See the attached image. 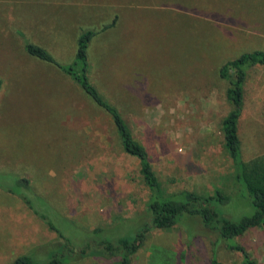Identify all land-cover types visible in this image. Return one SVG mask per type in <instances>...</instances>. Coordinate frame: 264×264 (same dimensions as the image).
I'll list each match as a JSON object with an SVG mask.
<instances>
[{
    "label": "rangeland",
    "instance_id": "obj_1",
    "mask_svg": "<svg viewBox=\"0 0 264 264\" xmlns=\"http://www.w3.org/2000/svg\"><path fill=\"white\" fill-rule=\"evenodd\" d=\"M38 1L0 0V44L11 31L59 60L75 44L72 6ZM134 2L142 5L125 9L137 20L124 30V78L99 91L147 148L161 198H217L220 190L229 197L213 201L221 218L238 223L253 216L225 148L222 123L232 106L219 71L243 53L264 51V0ZM7 56L0 55V68L15 71ZM0 82V264L21 255L42 263L53 253L64 264H117L102 244L132 239L147 225L151 194L139 162L122 152L111 118L76 91L78 132L70 97L41 73L21 75L7 89ZM239 135L244 161L264 155V66L248 71ZM237 246L264 264V228L224 238L200 217L184 215L169 230L151 231L132 263L211 264L217 257L242 264Z\"/></svg>",
    "mask_w": 264,
    "mask_h": 264
},
{
    "label": "trees",
    "instance_id": "obj_2",
    "mask_svg": "<svg viewBox=\"0 0 264 264\" xmlns=\"http://www.w3.org/2000/svg\"><path fill=\"white\" fill-rule=\"evenodd\" d=\"M115 23L116 19L109 26H105L102 31L114 27ZM99 33L96 30L89 29L80 35L76 57L69 65L58 63L47 50L36 44L26 42L25 48L29 55L57 66L68 75L81 88L87 98L111 118L124 155L134 158L139 162L140 173L151 194L148 204L149 222L132 239L121 238L116 243L107 242L102 244L108 256L117 259V264H133V257L142 248L151 231L169 230L175 227L178 220L184 215L200 217L205 228L219 232L224 238L241 237L249 230L264 228V155L244 161L242 158V141L239 135V121L244 110L247 74L253 67L264 66V51L257 50L243 53L238 58L223 64L219 71L220 77L229 84L226 95L232 106L230 113L224 118L222 123L225 148L236 167L235 178L237 184L246 189L256 209L253 216L245 217L240 222L234 223L221 218L213 207V201L217 200L221 203L229 201V197L220 190L216 192L217 198H206L195 193H188L186 195L187 202L163 199L158 195L161 191V184L147 148L134 137L121 111L106 99L90 79L89 48L93 39ZM23 182L26 181L23 180ZM19 197L34 211L35 215L42 221H46L44 217L31 207L30 202L24 195H20ZM47 224L53 231H56L51 224L48 222ZM59 237L64 239L61 235ZM237 247L245 258L242 264H257L243 246ZM86 253V249L79 252L81 257ZM10 264L64 263L60 253H53L46 262L40 263L30 255H21ZM211 264L222 263L217 257H213Z\"/></svg>",
    "mask_w": 264,
    "mask_h": 264
},
{
    "label": "crops",
    "instance_id": "obj_3",
    "mask_svg": "<svg viewBox=\"0 0 264 264\" xmlns=\"http://www.w3.org/2000/svg\"><path fill=\"white\" fill-rule=\"evenodd\" d=\"M43 1L39 0L36 3L42 4ZM134 1L56 0L58 5L72 6L70 15L72 16L73 33L71 36L75 42L71 49L61 50V58L56 61L63 65L71 64L77 54L78 39L81 32L89 29L96 30L100 33L93 39L89 48L90 79L92 83L100 90L104 84H113L117 78L123 79L125 50L122 43L125 40L124 30L127 31L129 28L131 32L137 20L134 19V15H130L129 11L125 13V9H128V6L137 7L142 5ZM21 3L22 1L17 2L20 5ZM144 6H148V4H144ZM114 19H116L115 26L102 31L105 26L112 24ZM9 32L5 31V41L0 44V55L4 57L5 55H9L6 60L12 62V68L15 71L0 68V77L4 84L3 88H9L10 83L16 82L21 75L41 73L54 84L57 90L70 97L73 109L78 113L75 126L77 127L76 131L79 132L80 109L75 93L81 90V88L57 66L29 55L24 41L11 31ZM25 33L28 35V30H25ZM6 65L5 61H1V66L4 67ZM21 71L23 72L21 73ZM3 94L4 92H2L0 97L4 98Z\"/></svg>",
    "mask_w": 264,
    "mask_h": 264
}]
</instances>
